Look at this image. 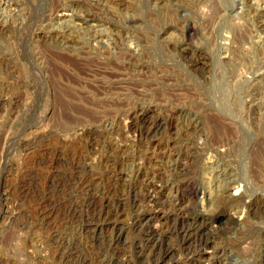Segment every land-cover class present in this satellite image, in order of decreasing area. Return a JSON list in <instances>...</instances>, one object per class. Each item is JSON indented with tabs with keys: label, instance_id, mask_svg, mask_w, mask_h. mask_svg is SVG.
Instances as JSON below:
<instances>
[{
	"label": "rangeland",
	"instance_id": "374dc122",
	"mask_svg": "<svg viewBox=\"0 0 264 264\" xmlns=\"http://www.w3.org/2000/svg\"><path fill=\"white\" fill-rule=\"evenodd\" d=\"M252 1L0 0V264H97L115 238L127 264H187L172 228L204 209L221 264H264V0ZM220 169L241 203L208 209ZM86 188L105 212L84 225ZM139 217L158 230L150 245ZM158 244L170 252L155 262Z\"/></svg>",
	"mask_w": 264,
	"mask_h": 264
},
{
	"label": "bare ground",
	"instance_id": "6f19581e",
	"mask_svg": "<svg viewBox=\"0 0 264 264\" xmlns=\"http://www.w3.org/2000/svg\"><path fill=\"white\" fill-rule=\"evenodd\" d=\"M256 1V0H255ZM258 1V0H257ZM252 2H254V0L252 1ZM96 3V2H95ZM113 3H116L115 1L113 2ZM251 3V2H250ZM256 3H258V2H254V4H256ZM116 4H119V2L118 3H116ZM222 5H224V4H222ZM258 6H259V4H257ZM121 6V5H120ZM257 6V7H258ZM229 7V6H228ZM232 9V8H231ZM223 11V10H222ZM175 15V14H174ZM168 16V15H167ZM80 21V20H79ZM82 22H84V20H81ZM263 21V20H262ZM264 28V27H263ZM52 30V29H51ZM49 31V30H48ZM68 32V31H67ZM66 32V33H67ZM65 33V32H64ZM63 34V33H62ZM98 36H99V34H97V35H95V36H93V38H94V40L95 41H97V39H98ZM244 36V35H243ZM49 38H51L50 39V42L52 43V45H51V48L53 47L54 48V45H56V43H58V44H60V43H62L63 42V37L60 35V34H57V33H55V32H51V36L49 37ZM48 38V39H49ZM238 38V37H237ZM234 39V38H233ZM244 39V38H243ZM237 41V40H236ZM40 42V41H39ZM43 42V41H42ZM42 42H40V43H42ZM45 42V41H44ZM49 42V43H50ZM39 43V44H40ZM44 44V43H43ZM47 44V43H46ZM46 44H44V46L46 45ZM83 45V44H82ZM41 46V45H40ZM42 47V46H41ZM47 45L45 46V49L47 50V51H49L47 48ZM86 47V46H85ZM49 48H50V44H49ZM79 49V48H78ZM81 49V48H80ZM124 49V48H123ZM61 50V49H60ZM77 50V49H76ZM125 51H128V50H126V49H124ZM50 51H52V50H50ZM55 52V51H54ZM78 52V51H77ZM135 52V51H134ZM58 54V53H57ZM62 54H64V53H62ZM119 54V53H118ZM121 54V53H120ZM127 54V53H126ZM54 55V54H53ZM122 55V54H121ZM59 56H61L60 54H59ZM68 56V55H67ZM57 57H58V55H57ZM123 57V56H122ZM55 58H56V56H55ZM60 59V58H59ZM68 59V58H67ZM70 59V58H69ZM62 60H64V59H62ZM62 62H64V61H62ZM72 62V61H71ZM65 63V62H64ZM74 63V62H73ZM55 65V64H54ZM73 66V65H72ZM76 66V65H75ZM60 67V66H59ZM52 69V68H51ZM62 69V68H61ZM50 70V69H49ZM143 70V69H142ZM55 72V71H54ZM62 72V71H61ZM139 72V71H138ZM54 75V74H53ZM114 75V74H113ZM70 77V76H69ZM113 77V76H112ZM132 77V76H131ZM50 79V78H49ZM112 79V78H111ZM56 80V79H55ZM57 84V83H56ZM60 84V83H59ZM96 85V84H95ZM64 86V85H63ZM104 86V85H103ZM112 86V85H111ZM65 87V86H64ZM107 88V87H106ZM108 89V88H107ZM62 90V89H61ZM133 91V90H132ZM127 93V92H126ZM88 94V93H87ZM127 95H128V93H127ZM261 95V94H260ZM134 97V96H133ZM89 98V97H88ZM135 113V112H134ZM217 117V116H216ZM219 119V118H218ZM142 124V123H141ZM225 124H227V123H225ZM145 125H147V124H145ZM152 125H155V124H152ZM158 125H160L159 123H156V127H158ZM144 125H142L141 127H143ZM151 126V125H150ZM140 127V126H139ZM212 127V126H211ZM145 128V127H144ZM147 128V127H146ZM149 128V127H148ZM151 128H152V126H151ZM228 128V127H227ZM226 128V129H227ZM142 130H143V128H142ZM149 130H151V129H149ZM139 131H140V129H139ZM138 131V132H139ZM148 131V130H147ZM152 131H154V130H152ZM151 131V132H152ZM230 131H231V129H230ZM155 132V131H154ZM214 132L216 133V132H218V133H221V130H220V127L219 128H217V127H215L214 128ZM214 132H213V134H214ZM140 133V132H139ZM147 133V132H146ZM145 133V134H146ZM148 133H150V132H148ZM156 133V132H155ZM142 136H143V134L142 133H140ZM151 135V134H150ZM153 136V135H152ZM234 136V135H233ZM145 137V136H144ZM216 137V136H215ZM217 141V140H216ZM260 153V152H259ZM260 160V159H259ZM144 162V161H143ZM179 163V162H178ZM116 164V163H115ZM113 166V165H112ZM140 167V166H139ZM215 167H217V166H215ZM137 168V167H136ZM222 168V167H221ZM114 171V170H113ZM139 171V170H138ZM76 172V171H75ZM72 173V172H71ZM73 173H74V171H73ZM72 173V174H73ZM217 173H219V177H220V181H221V185H218V187L216 188V190L213 192V193H208L207 194V196H206V198H205V202H206V206H207V208L209 207V208H211V206L212 205H214L215 207L216 206H220V204H224L225 202H227V201H229V200H233L234 202H236V201H238L239 203H241V201L239 200V197L238 198H231L229 195H228V193H227V191H228V189H229V187L231 188V185L233 184V180H232V174L229 172V171H227V170H217ZM218 175V174H217ZM81 178L84 176V175H82V173H81ZM87 175H85V177H86ZM153 176V175H152ZM72 177V176H71ZM70 177V178H71ZM77 177H79V176H77ZM76 177V178H77ZM108 177V176H107ZM74 178H75V176H74ZM91 178V177H90ZM215 178V177H214ZM78 179V178H77ZM79 179H80V177H79ZM139 179V178H138ZM145 179V178H144ZM160 180V179H159ZM80 181H81V179H80ZM83 181V180H82ZM81 181V182H82ZM91 181V180H90ZM152 182V181H151ZM89 183V182H88ZM88 183H86V184H88ZM91 183V182H90ZM109 184V183H108ZM146 184V183H145ZM161 184V183H160ZM78 186V184L76 183L73 187H75V186ZM83 185V184H82ZM85 185V184H84ZM90 185V184H89ZM167 185V184H166ZM183 185H184V187L185 188H187L186 190H188V192H189V194L190 195H192L193 197H196V194H197V191L192 187V183H190L189 181H185L184 183H183ZM79 186H80V184H79ZM145 186V185H144ZM86 187V186H85ZM84 187V188H85ZM88 187V186H87ZM129 187V186H128ZM138 187H140L139 186V183H138ZM159 187V184H158V186L157 185H151V188H152V191H151V193H148L147 194V196H148V200H150V202H151V207H153V209H155L154 207H159V206H161V207H163V204H165V203H162V204H156V198L158 197H156V195L158 194V192H156V189ZM161 188H163L162 186H160ZM83 188V187H82ZM83 188V189H84ZM89 188V187H88ZM92 188V187H91ZM137 188V187H136ZM151 188H149L148 187V189H151ZM74 189V188H73ZM75 189H77V188H75ZM74 189V190H75ZM93 189V188H92ZM110 189V188H109ZM128 189L129 188H127V190L126 191H128ZM131 189V188H130ZM159 190H160V188H158ZM158 189H157V191H158ZM79 190H82L81 188L79 189ZM89 190L91 191V192H93L90 188H89ZM87 188H86V191L85 192H87L88 191V194L87 195H89L90 194V196H88L89 197V200L87 201V203H88V206H87V208H89L90 210H91V213H90V218H88L89 217V214H88V217H86V215H85V217H86V221L85 220H83L82 221V219L80 220V221H82L83 222V224H84V222H86V224H88L89 222H91V221H93V219H95L94 218V216H95V213H97V214H99V215H101V213L104 211L103 210V202H104V196H101L100 198L99 197H97V195L95 194V193H91L90 191H89ZM94 190V189H93ZM70 191V190H69ZM76 192H77V196H78V189L77 190H75ZM83 191V190H82ZM135 191V190H134ZM150 191H147V192H150ZM72 193L74 192V191H71ZM70 192V193H71ZM129 192V191H128ZM124 193V192H123ZM127 193V192H126ZM137 194H138V192H136ZM143 193V192H142ZM69 194V193H68ZM67 194V195H68ZM129 194H130V192H129ZM133 194V193H132ZM140 194V193H139ZM70 195H72V194H70ZM69 195V196H70ZM80 195V194H79ZM82 195V194H81ZM87 195H85V196H87ZM101 195V194H100ZM128 195V194H127ZM126 194H125V196H127ZM131 195V194H130ZM144 195H145V193H144ZM158 195H160V194H158ZM76 196V195H75ZM74 196V197H75ZM83 196V195H82ZM118 196V195H117ZM117 196H116V198H117ZM138 196V195H137ZM71 197V196H70ZM115 197V196H114ZM119 197H120V194H119ZM118 197V198H119ZM122 197V196H121ZM129 197H131V196H129ZM133 197H134V195H133ZM144 197V196H143ZM63 198H64V196H63ZM67 198V197H66ZM73 198V197H72ZM84 198V197H83ZM82 198V199H83ZM117 198V199H118ZM128 198V197H127ZM139 198V197H138ZM145 198V197H144ZM143 198V199H144ZM189 198V197H188ZM65 199V198H64ZM63 199V200H64ZM68 199V198H67ZM88 199V198H87ZM116 199V200H117ZM120 199V198H119ZM123 199V198H122ZM126 199V198H125ZM137 199V198H136ZM147 199V198H146ZM197 199V198H196ZM195 199V200H196ZM62 200V201H63ZM73 200H75V198H73ZM86 199H84V200H81V201H79V202H83V201H85ZM115 200V199H114ZM130 200V199H129ZM134 200V199H133ZM139 200V199H138ZM161 200V199H160ZM159 200V201H160ZM163 200H165V199H163ZM162 200V201H163ZM171 200V199H170ZM48 201V200H47ZM49 201H50V199H49ZM49 201H48V203H49ZM65 201V200H64ZM98 201V202H97ZM140 201V200H139ZM159 201H157V202H159ZM166 201V200H165ZM169 201V200H168ZM167 201V202H168ZM173 202L175 201H177V199H175V200H172ZM54 202V201H53ZM52 202V203H53ZM58 202V201H57ZM61 202V201H60ZM59 202V203H60ZM76 202H77V200H76ZM75 202V203H76ZM78 202V203H79ZM107 202H108V200H107ZM124 202V201H123ZM130 202H132V201H130ZM149 202V201H148ZM148 202H146V203H148ZM149 202V203H150ZM161 202V201H160ZM159 202V203H160ZM73 203V202H72ZM72 203H66V204H72ZM86 203V202H85ZM87 203H86V205H87ZM96 203L97 204H102V205H99V208H98V211H97V209L95 208V205H96ZM116 203V202H115ZM118 203V204H117ZM117 203H116V207H119V205H120V203H119V200L117 201ZM140 203V202H139ZM138 203V204H139ZM146 203H145V205H146ZM169 203H170V201H169ZM179 203V202H178ZM47 204V203H46ZM54 204H55V202H54ZM62 204V203H61ZM65 204V205H66ZM74 204V203H73ZM172 204V203H171ZM176 204H177V202H176ZM187 204V203H186ZM56 205V204H55ZM54 205V206H55ZM59 204H57V206H58ZM76 205H78L79 206V204H77L76 203ZM81 205H82V203H81ZM150 205V204H149ZM173 206H175V208H176V206H178V207H180L179 205H175V204H172ZM182 205V204H181ZM48 206V205H47ZM53 206V207H54ZM57 206H55V207H57ZM71 206H73V205H71ZM115 206V205H114ZM137 206V205H136ZM44 208H46L45 206H43ZM61 207V206H60ZM63 207V206H62ZM82 207V206H81ZM81 207H80V209H81ZM115 207V208H116ZM122 207V206H121ZM150 207V206H149ZM160 207V208H161ZM166 207V206H165ZM177 207V211L178 212H182V210H185L186 208H182V207H180V208H178ZM183 207H186V206H183ZM48 208H49V206H48ZM58 208V207H57ZM56 208V209H57ZM76 208V207H75ZM87 208H85V209H87ZM112 208V210H113V207H111ZM208 208V209H209ZM43 209V208H42ZM41 209V210H42ZM50 209H51V205H50ZM60 209L61 208H59V210H57V211H60ZM67 209H69L68 207H67ZM79 209V208H78ZM79 209V210H80ZM170 209V208H169ZM173 209H174V207H173ZM190 211H191V209L190 208H188ZM244 209V208H243ZM44 210H46V209H44ZM49 210V209H48ZM63 210H65V209H63ZM71 210V209H70ZM75 210H77V209H75ZM83 210V209H82ZM90 210H89V212H90ZM115 210V209H114ZM150 210H152L151 208H150ZM149 210V211H150ZM175 210V211H176ZM188 210V211H189ZM212 210V209H211ZM40 211V210H39ZM51 211V210H50ZM49 211V212H50ZM68 211V210H67ZM120 210H115V215H113V216H116L117 214H119L120 212H119ZM174 211V210H173ZM189 211V212H190ZM46 212V211H45ZM62 212H64V211H62ZM66 212V211H65ZM72 212H74V210L72 211ZM81 212V211H80ZM79 212V213H80ZM83 212V211H82ZM88 212V211H87ZM105 212V211H104ZM155 212V211H154ZM177 212V213H178ZM192 212V211H191ZM210 212V211H209ZM39 213V212H38ZM44 212L42 211V214H43ZM47 213V212H46ZM58 213V212H57ZM56 213V214H57ZM70 213V212H69ZM196 213V212H195ZM208 213V211H205V209L202 211V210H200V214L201 215H197V216H193L192 218H184V219H181L180 220V222H179V226H177V228L176 227H173L172 228V230L174 231V235H176L175 237L176 238H178V240H179V245H180V247L182 248V250L184 251V252H186V254H187V264H197L198 262H197V260L199 259V257H201L202 255L203 256H206V259L207 260H210L211 262H210V264H221V261H219L220 259H221V255L220 256H217L218 255V253L220 252V250H218L217 248H213L212 249V251L211 252H209L210 250H208V246L210 245V243H211V241L213 240V236L211 235V233L210 232H208V229L205 231V229H206V225L205 224H207L206 223V219L204 218V215H208L207 214ZM48 214V213H47ZM53 214V213H52ZM66 214V213H65ZM76 214V213H75ZM73 215L72 214V216H74L75 218H80V216H78V215ZM84 214H86V213H84ZM107 214V213H106ZM186 214H187V212H186ZM191 214V213H190ZM67 215V214H66ZM82 215V214H81ZM177 215V214H176ZM192 215V214H191ZM195 215V214H194ZM45 216V215H44ZM63 216V215H62ZM97 216V215H96ZM104 216V215H103ZM102 216V217H103ZM106 216V215H105ZM104 216V217H105ZM151 216V215H150ZM178 216V215H177ZM181 216H182V214H181ZM63 217H65V216H63ZM68 217V216H67ZM84 217V216H83ZM147 217V216H146ZM168 217V216H167ZM171 217V216H170ZM185 217V216H184ZM69 218H70V216H69ZM82 218V217H81ZM100 218V217H99ZM110 218H111V216H110ZM148 218V217H147ZM150 218H152V217H150ZM149 218V219H150ZM172 218V217H171ZM170 218V219H171ZM182 218V217H181ZM65 219V218H64ZM63 219V220H64ZM67 219V218H66ZM71 219V218H70ZM105 219L106 218H104V222H105ZM109 219V218H108ZM113 219H115V218H113ZM154 219V218H153ZM169 219V220H170ZM176 219V218H175ZM178 219V218H177ZM177 219H176V223H177ZM62 220V221H63ZM69 220V219H68ZM75 220H77V219H75ZM79 220V219H78ZM107 220V219H106ZM110 220V219H109ZM59 221H60V219H59ZM73 221V220H72ZM97 221V220H96ZM111 221V220H110ZM148 221V220H147ZM174 221V220H173ZM101 222V221H100ZM99 221H98V223H100ZM144 222H146V221H144V218H142V217H139V218H137L134 222H133V229L134 230H136V231H140V230H142V229H145V230H142L141 232H143V231H145V238L144 237H142V238H144L143 239V241H145L144 242V245H145V243L146 244H151L152 242H155V238H156V236H157V233H158V230H157V228L156 229H152L151 230V228H150V230H146L149 226L147 225V224H145ZM165 222V221H164ZM168 222V221H167ZM170 222V221H169ZM79 223H81V222H78V224ZM101 223H103V222H101ZM59 224H61V223H59ZM72 224V223H71ZM74 224H75V222H74ZM77 224V225H78ZM82 224V223H81ZM168 224V223H167ZM173 224V223H172ZM61 225H63V223L61 224ZM85 225V224H84ZM103 225L104 224H93L92 225V228L94 229V232H95V230H99V229H103L102 227H103ZM146 225V226H145ZM158 225V224H157ZM160 225H161V223H160ZM169 225V224H168ZM178 225V224H177ZM86 226H88V225H86ZM114 226V225H113ZM148 226V227H147ZM162 226V225H161ZM167 226V225H166ZM174 226H176V224H174ZM57 227V226H56ZM61 227V226H60ZM107 227V226H106ZM105 227V228H106ZM112 227V226H111ZM110 227V229H114V227L113 228H111ZM51 228V227H50ZM84 228V227H83ZM116 228V227H115ZM161 227L159 226V229H160ZM53 229V228H52ZM165 229H167V228H165ZM170 229H171V227H170ZM89 230V229H88ZM163 230V229H162ZM56 231V230H55ZM72 231V230H71ZM81 231V230H80ZM135 231V232H136ZM85 232H86V230H85ZM83 233V235L85 234L86 236L88 235V234H86V233ZM88 233H89V231H87ZM94 232H92V233H94ZM113 232V231H112ZM162 231H160V233H161ZM164 232H165V230H164ZM170 232V231H169ZM98 233V232H97ZM137 233V232H136ZM139 233V232H138ZM172 233V232H171ZM79 234V233H78ZM110 234H111V232H110ZM116 234V233H115ZM84 235V236H85ZM89 235H91V234H89ZM88 235V236H89ZM97 235H99V233L97 234ZM101 235V234H100ZM111 235H113V234H111ZM141 235H143V234H141ZM158 235H159V233H158ZM163 235V234H162ZM170 235V234H169ZM173 235V236H174ZM85 236V237H86ZM92 236V235H91ZM114 236V235H113ZM62 237V236H61ZM105 237V236H104ZM108 237V236H107ZM116 237H118V236H116ZM140 237V236H139ZM172 237V236H171ZM175 237H173V238H175ZM52 238V237H51ZM58 238V237H57ZM87 239H89L88 237H86ZM85 238V239H86ZM98 238H100V237H98ZM106 238V237H105ZM104 238V239H105ZM109 238H111V237H109ZM157 238H159V237H157ZM59 239H60V236H59ZM92 239V238H91ZM102 239V238H101ZM113 239V238H112ZM171 239V238H170ZM55 240V239H54ZM90 240V239H89ZM115 241H113V243L109 240V247L108 246H106V247H108V249H112V255L111 256H109L108 257V259L106 258L107 257V255H106V257H105V255H103V254H101V253H97V254H95V253H93L94 254V256L96 257H99V258H97V259H99V261L97 262V264H127V260H126V258H125V255L123 256V259H121L122 257H120L119 255V260H118V258H115L114 257V255L116 254V252H115V249H116V247H115V245L117 244V238H115L114 239ZM174 240V239H173ZM172 240V241H173ZM56 241V240H55ZM118 241H119V239H118ZM159 241V243H160V241L161 240H158ZM158 241H156V242H158ZM163 241H165V240H163ZM163 241H161V242H163ZM168 241V240H167ZM167 241H166V243H167ZM170 241V240H169ZM169 241H168V243H169ZM60 242V241H59ZM73 242V241H72ZM85 242H86V240H85ZM89 242V241H88ZM97 242H99V241H97ZM174 242H176V240L174 241ZM92 243V242H91ZM90 243V244H91ZM93 243H95V242H93ZM101 243V242H100ZM99 243V244H100ZM102 243H104V241L102 242ZM106 243V242H105ZM136 243V242H135ZM164 243V242H163ZM165 243V244H166ZM62 244H63V242H62ZM69 244V243H68ZM89 244V245H90ZM142 244V243H141ZM162 244V243H161ZM175 244H177V243H175ZM65 245V244H64ZM85 245V244H84ZM92 245V244H91ZM101 245H103V244H101ZM107 245V244H106ZM143 245V244H142ZM153 245H155V244H153ZM159 245V244H158ZM157 245V246H158ZM178 245V246H179ZM66 246V245H65ZM69 246H71V245H68V247ZM88 246V245H87ZM87 246H85V247H87ZM95 246V245H94ZM137 246H138V244H137ZM140 246V245H139ZM146 246V245H145ZM152 246V245H151ZM170 246H171V244H170ZM67 247V248H68ZM72 247V246H71ZM71 247H69V248H71ZM75 247V246H74ZM77 247V246H76ZM80 247V246H79ZM89 247V246H88ZM97 247V246H96ZM103 247H104V245H103ZM105 247V248H106ZM148 247V246H147ZM155 247V246H154ZM163 247V246H162ZM173 247V246H172ZM179 247V249H181ZM210 247V246H209ZM63 248V247H62ZM66 248V249H67ZM78 248V247H77ZM90 248V247H89ZM93 248V247H92ZM101 248V247H100ZM99 248V249H100ZM105 248H104V250H105ZM151 248H153V246L151 247ZM157 248V247H156ZM164 248V247H163ZM212 248V247H211ZM66 249H64V250H66ZM75 249V248H74ZM85 249V248H84ZM102 249V248H101ZM129 249V248H128ZM144 249V248H143ZM169 249H170V247H169ZM169 249H162L161 247H160V245H159V249L157 248V252H159V254H156L155 252H152V254H153V256L152 257H154V261L155 262H158V260H160L161 258H162V256L165 254V253H168V252H170L169 251ZM176 249V248H175ZM178 249V248H177ZM63 250V249H62ZM68 250H70V249H68ZM79 250V251H78ZM81 250H82V248H81ZM107 250V249H106ZM160 250V251H159ZM161 250H163V251H161ZM72 251H74V250H71V252ZM95 251V250H94ZM100 251V250H99ZM110 251V250H109ZM108 251V252H109ZM138 251H141V250H138ZM137 251V252H138ZM149 251V250H148ZM150 251H151V249H150ZM153 251V250H152ZM64 252V251H63ZM66 252H68L67 250H66ZM80 253V249L78 248L77 249V253ZM82 252V251H81ZM84 252V251H83ZM88 252V251H87ZM106 252V251H105ZM107 252V253H108ZM179 252V251H178ZM182 252V251H181ZM77 253H75V255L77 254ZM110 253V252H109ZM108 253V254H109ZM139 253V252H138ZM151 253V252H150ZM69 253H67V255H68ZM74 253H72V255H73ZM83 254V253H82ZM146 254V253H145ZM184 254V253H183ZM185 254V255H186ZM206 254V255H205ZM84 255V254H83ZM83 255H81V257L83 256ZM90 255V254H89ZM88 255V256H89ZM103 255V256H102ZM122 255V254H121ZM150 255V254H149ZM66 256V255H65ZM78 256V255H77ZM147 256H148V253H147ZM151 256V255H150ZM68 257V256H67ZM72 257V256H71ZM79 257V256H78ZM87 257V256H86ZM127 257V256H126ZM75 258H77V257H75ZM148 258V257H147ZM150 258V257H149ZM230 258V257H229ZM71 259V258H70ZM85 259V258H84ZM84 259H82V260H84ZM90 259V258H89ZM74 260V259H73ZM81 260V261H82ZM96 260V259H95ZM129 260V259H128ZM149 260H152V259H149ZM148 260V261H149ZM163 260V259H162ZM185 260V259H184ZM201 259H199V261H200ZM213 260V261H212ZM90 261H91V259H90ZM74 262H75V260H74ZM78 262H80V261H78ZM89 262V261H88ZM185 262V261H184ZM197 262V263H196ZM76 263H77V260H76ZM75 263V264H76ZM82 263H83V261H82ZM92 263V262H91ZM152 263V262H151ZM183 263V262H182ZM209 263V262H208ZM77 264H80V263H77ZM83 264H85V262L83 263ZM156 264V263H155ZM158 264V263H157ZM227 264V263H226Z\"/></svg>",
	"mask_w": 264,
	"mask_h": 264
}]
</instances>
